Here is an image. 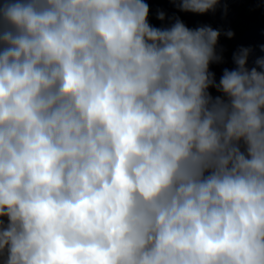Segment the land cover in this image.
Returning <instances> with one entry per match:
<instances>
[{"label":"clouds","instance_id":"obj_1","mask_svg":"<svg viewBox=\"0 0 264 264\" xmlns=\"http://www.w3.org/2000/svg\"><path fill=\"white\" fill-rule=\"evenodd\" d=\"M149 14L0 0V264H264V56Z\"/></svg>","mask_w":264,"mask_h":264},{"label":"water","instance_id":"obj_2","mask_svg":"<svg viewBox=\"0 0 264 264\" xmlns=\"http://www.w3.org/2000/svg\"><path fill=\"white\" fill-rule=\"evenodd\" d=\"M146 2L150 8L149 22L155 27L170 26V18L178 16L189 28L209 25L213 29L221 30L217 51L223 49L224 62L210 65L217 82L225 68L230 70L235 68L232 56L241 46L253 49L248 61L249 68L255 66L256 58L264 56V52H261L259 47L264 44V0H221L215 12L206 14L181 12L170 0H146ZM225 4L228 9L227 15L224 14ZM158 10L166 13L164 21L156 18ZM227 30L235 33L232 39L223 35ZM210 92L213 96L220 95L215 89H210Z\"/></svg>","mask_w":264,"mask_h":264}]
</instances>
